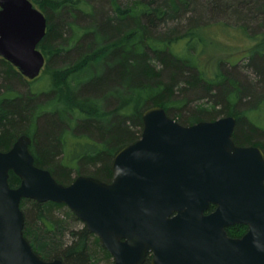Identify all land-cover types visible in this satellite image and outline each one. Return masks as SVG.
Segmentation results:
<instances>
[{"label":"trees","instance_id":"1","mask_svg":"<svg viewBox=\"0 0 264 264\" xmlns=\"http://www.w3.org/2000/svg\"><path fill=\"white\" fill-rule=\"evenodd\" d=\"M33 2L41 4L48 19L39 44L46 58L66 60L72 51L78 56L51 69L54 82L43 95L13 96V84L21 79L18 70L8 61L10 65H0V150H9L20 135L28 134L36 165L70 184L73 168L61 157L72 134L83 145L75 154L79 173L110 181L115 155L142 136L143 112L154 105L186 125L233 115L234 139L264 150V129L246 114L264 105V46L257 48L264 31L248 27L264 26V0H106L100 6L87 3L90 8L83 0ZM239 2L245 13L236 18L255 40L244 56L255 81L240 77L235 67L209 77L192 58L172 50L180 38H195L203 18L226 8L232 11ZM184 19L187 28L181 32ZM189 45L196 49V42ZM20 182L11 171L10 184ZM21 207L24 234L42 258H60L66 264H109L113 258L98 236L84 224L77 226L81 220L66 204L23 199Z\"/></svg>","mask_w":264,"mask_h":264},{"label":"water","instance_id":"2","mask_svg":"<svg viewBox=\"0 0 264 264\" xmlns=\"http://www.w3.org/2000/svg\"><path fill=\"white\" fill-rule=\"evenodd\" d=\"M47 28L33 0H0V56L29 79L47 63L39 47ZM143 121L142 136L115 155L110 181L60 182L36 165L28 134L0 150V264H66L42 258L26 238L23 199L66 204L115 264H143L150 249L152 264H264V151L234 141L237 118L185 125L154 105ZM236 223L249 226L241 238L225 229Z\"/></svg>","mask_w":264,"mask_h":264},{"label":"rangeland","instance_id":"3","mask_svg":"<svg viewBox=\"0 0 264 264\" xmlns=\"http://www.w3.org/2000/svg\"><path fill=\"white\" fill-rule=\"evenodd\" d=\"M89 2H93L96 6H100L101 4L105 5L106 0H83L82 4L87 6V3ZM36 5L41 9L40 3H36ZM240 5L241 2H239L232 11L226 8V10H222L221 12L218 11L213 13L212 16L208 15L206 19L203 18L197 28V35L195 36L196 39L193 37L180 38L175 44H172V50L182 57L185 56L192 58L197 67L209 77H214L218 71L223 73V71L226 72V70H230L231 67H235L240 71V77L244 76L249 80L255 81L254 72L250 67L245 65L248 62V57L244 58V56L249 54L251 47L255 45V40L251 38L252 34L249 32L250 30H247L244 27V22L236 18L240 14L245 13V11L241 12L239 10ZM88 8H90V6ZM186 23V19L180 22L179 26L181 27V32L186 31ZM248 27L251 28V32L256 29V32L264 31V26L259 27L255 23H250ZM67 36H69L68 33H64V38ZM261 37L262 36L258 34L257 38H259V40ZM76 41L77 40H74V45ZM187 41L192 43L196 42V49L194 50L193 48V50H191ZM263 46L264 42L257 48L261 49ZM189 49L192 51L191 53L195 55H191L189 53ZM77 56L78 55L75 51H72L70 57L66 60L56 57L51 62L47 59V63L42 69L40 76L34 80L24 78L22 74L16 71V68L12 65L21 78L17 79V81L13 84L14 92L12 95L14 96L17 92L22 94L31 93L35 95L39 93L43 95L54 82L51 69L53 67L63 66L70 61L74 62L77 59ZM0 65L3 67V65L10 64L7 63L6 60L0 58ZM0 82H2V78H0ZM43 97L45 98V96ZM43 97L41 99H43ZM206 100L207 99H203L202 101L205 102ZM244 107V104L240 106V108ZM246 112L252 122L264 129V105L261 106L259 103L256 108H251ZM177 120L180 121L179 118ZM67 138L68 142H66V150H63L61 158H63V162L65 164L73 168L72 179H75L78 175H80L78 170V161L75 159V154L83 147V145L78 143V139L72 134L68 135ZM82 140L85 141L86 139ZM76 224L79 227L82 226V222H78ZM112 261H114L113 258L109 259L108 263L111 264Z\"/></svg>","mask_w":264,"mask_h":264},{"label":"flooded vegetation","instance_id":"4","mask_svg":"<svg viewBox=\"0 0 264 264\" xmlns=\"http://www.w3.org/2000/svg\"><path fill=\"white\" fill-rule=\"evenodd\" d=\"M0 58H2V59H4L3 57H1L0 56ZM47 59V58H46ZM4 60H6V59H4ZM6 61H8V60H6ZM9 62V61H8ZM18 70V69H17ZM24 78H26V79H28V80H32V79H29V78H27V77H25L24 75H22ZM38 78V77H37ZM36 79V78H35ZM34 80V79H33ZM167 111V110H166ZM144 113V112H143ZM167 113H168V111H167ZM169 114V113H168ZM224 116H226V115H224ZM172 117V116H171ZM221 117H223V116H221ZM174 118V117H173ZM220 118V117H219ZM176 119V118H175ZM217 119V118H216ZM211 120H215V119H211ZM201 121V120H200ZM180 122V121H179ZM199 122V121H198ZM195 123H197V122H195ZM194 123V124H195ZM186 125V124H185ZM187 125H192V124H187ZM234 132H235V130H234ZM233 139H234V137H233ZM234 141L238 144V145H241V146H258V147H260L262 150H263V148L261 147V146H259V145H254V144H240V143H238L235 139H234ZM264 151V150H263ZM215 208H216V205L215 204H212L211 206H210V208L205 212V214H210L211 212H213L214 210H215ZM177 211H175L174 213H172V215H171V217H174V216H176L177 215ZM81 220V219H80ZM81 222H82V224H84L85 226H86V224L81 220ZM87 227V226H86ZM226 231H227V233H228V235L230 236V237H232V238H241V237H243L248 231H249V226L247 225V224H243V223H236V224H232V225H229V226H227L226 228ZM94 233V235H96V236H98L99 238H100V236L98 235V234H96L95 232H93ZM101 239V238H100ZM101 241H102V239H101ZM108 250V249H107ZM109 251V250H108ZM110 252V251H109ZM154 256H155V251L153 250V249H150V250H148V252H147V254H146V259H145V261L146 260H148L149 261V264H152V261H153V258H154ZM112 257H113V255H112ZM114 259V258H113ZM144 261V262H145ZM143 262V263H144ZM114 264H115V260H114Z\"/></svg>","mask_w":264,"mask_h":264}]
</instances>
